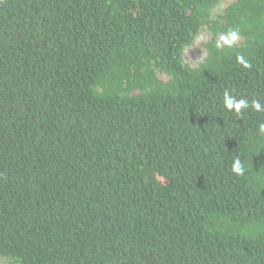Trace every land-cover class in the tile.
Listing matches in <instances>:
<instances>
[{
  "label": "trees",
  "instance_id": "obj_1",
  "mask_svg": "<svg viewBox=\"0 0 264 264\" xmlns=\"http://www.w3.org/2000/svg\"><path fill=\"white\" fill-rule=\"evenodd\" d=\"M222 2L0 0L8 264H264V0Z\"/></svg>",
  "mask_w": 264,
  "mask_h": 264
},
{
  "label": "rangeland",
  "instance_id": "obj_2",
  "mask_svg": "<svg viewBox=\"0 0 264 264\" xmlns=\"http://www.w3.org/2000/svg\"><path fill=\"white\" fill-rule=\"evenodd\" d=\"M235 0H223L222 4L218 6L213 11V16L217 17L224 8ZM211 39V33L208 29H203L193 44L188 46L184 53L185 61L191 66L199 65L207 56V50L205 48V43ZM222 42H232V37H222ZM236 41V40H235ZM0 264H8V261L5 258L0 257Z\"/></svg>",
  "mask_w": 264,
  "mask_h": 264
},
{
  "label": "clouds",
  "instance_id": "obj_3",
  "mask_svg": "<svg viewBox=\"0 0 264 264\" xmlns=\"http://www.w3.org/2000/svg\"><path fill=\"white\" fill-rule=\"evenodd\" d=\"M232 41H235L237 39V33L233 32L231 34ZM227 42V41H226ZM238 60L245 65V67H250L247 61L243 60L242 57H239ZM225 102L226 106L229 109L235 108L237 111H239L242 107H247V102L245 100H240L239 102L234 101L233 99L229 98V95L225 93ZM254 108L258 111L262 110V106L260 103L254 102ZM261 131H264V126L261 127ZM233 171L237 174L242 175L245 171L244 167L241 164V161L239 159L235 160L233 163Z\"/></svg>",
  "mask_w": 264,
  "mask_h": 264
}]
</instances>
